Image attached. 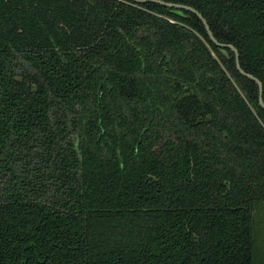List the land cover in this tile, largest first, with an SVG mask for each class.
<instances>
[{
	"label": "trees",
	"instance_id": "trees-1",
	"mask_svg": "<svg viewBox=\"0 0 264 264\" xmlns=\"http://www.w3.org/2000/svg\"><path fill=\"white\" fill-rule=\"evenodd\" d=\"M191 6L262 83L264 0ZM193 12L0 0V264H259L264 108Z\"/></svg>",
	"mask_w": 264,
	"mask_h": 264
},
{
	"label": "water",
	"instance_id": "water-1",
	"mask_svg": "<svg viewBox=\"0 0 264 264\" xmlns=\"http://www.w3.org/2000/svg\"><path fill=\"white\" fill-rule=\"evenodd\" d=\"M136 2H145V1H153V2H157V3H160V4H163L165 6H168V7H171L174 9L175 12L181 14L182 13V10H188V11H191L193 13H195L202 21L205 29H206V32L210 38V40L212 42H214L217 46H219V50L226 56L228 57V53L226 51V48H230L231 50L234 51V54H235V66L237 68V70L240 72V74L248 77V78H251L258 86V90H259V93H258V101H259V104L261 107L264 108V102H263V99H262V83L261 81L256 78L255 76L245 72L241 66H240V63H239V59H238V51L237 49L231 45V44H223V43H219L216 38L214 37V35L212 34L210 28H209V25L207 23V21L205 20V18L193 7L191 6H188V5H184V4H179V3H173V2H165V1H162V0H134Z\"/></svg>",
	"mask_w": 264,
	"mask_h": 264
},
{
	"label": "rangeland",
	"instance_id": "rangeland-1",
	"mask_svg": "<svg viewBox=\"0 0 264 264\" xmlns=\"http://www.w3.org/2000/svg\"><path fill=\"white\" fill-rule=\"evenodd\" d=\"M257 226L260 228H264V215L261 213L257 216ZM257 261L259 264H264V234L260 236V241L258 244V254H257Z\"/></svg>",
	"mask_w": 264,
	"mask_h": 264
}]
</instances>
